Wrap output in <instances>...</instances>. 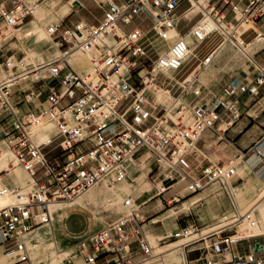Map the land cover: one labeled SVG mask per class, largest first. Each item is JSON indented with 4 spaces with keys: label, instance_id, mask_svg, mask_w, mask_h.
Wrapping results in <instances>:
<instances>
[{
    "label": "built area",
    "instance_id": "1",
    "mask_svg": "<svg viewBox=\"0 0 264 264\" xmlns=\"http://www.w3.org/2000/svg\"><path fill=\"white\" fill-rule=\"evenodd\" d=\"M92 1L102 10V17L96 23L61 29L60 22L48 27L51 36L61 34L58 47L65 48L59 60L48 64L47 76L32 82L33 85L41 83L42 89L11 102L7 82L0 84V161L2 149L6 147L34 184L24 200L17 188L0 186L1 196L12 193L17 197L16 203L9 202L0 208V246L4 253L12 255V263L49 264L50 261L42 260L23 241L31 229L50 222L49 203L73 200L98 182L111 184L130 179L132 160L142 152L148 153L152 170L161 176L162 185L156 196L171 188L167 185L170 179L183 182L189 193L217 181L232 211L231 218L240 217L236 188L230 182L235 167L230 162L226 166L209 162L196 175L190 159L195 154L192 147L206 133L222 139L241 117L254 119L250 108L258 101L264 105V63L256 60L254 54L245 56L248 71L237 81L223 84L208 102L197 104L183 97L202 94L201 86L193 81L189 91L178 87L174 91L170 87L167 105L152 104L147 96L151 88L155 84L168 86L172 81L163 70L173 71L177 78L178 71L187 62L184 56L188 45L183 36L193 29V24L185 33L177 27L184 20L183 13L192 6L191 0ZM181 1L187 6L177 14ZM221 5L228 7L230 19ZM71 6L77 13L86 9L79 0ZM203 10L187 22L205 13L220 29L208 32L203 27L194 29L198 44L219 35L218 45L228 39L235 48L244 49L245 44L258 38L264 48V30L257 29L264 18V0H206ZM35 19L32 0H0V41L7 44L18 40L21 30ZM171 31L176 35L170 41ZM247 31L254 33L250 41L243 38ZM26 38L33 35L28 34ZM75 45L87 55L91 72L79 73L65 58ZM215 48L190 71L200 64L212 63L210 56ZM10 58L4 62L7 69ZM20 74H14V78L21 77ZM160 75L164 78L161 84L157 82ZM41 96L45 105L40 111L31 106L21 109V103ZM46 121L53 122L55 131L48 141L38 143L31 127ZM143 121L148 122L146 127L141 126ZM218 123L227 126L220 129ZM259 125L262 133L247 151L259 157L264 171V117ZM7 171L1 168L0 174ZM175 196L176 193L171 195L169 201H176ZM136 202L137 199L126 196L122 206L131 209L129 213L124 212L101 229L78 237L71 246L73 251L64 257L61 251H56V258L66 264H77V260L96 264L100 257L105 258V264H148L154 253L143 233L140 206L134 208ZM244 216L249 219V213ZM189 227H179V231L166 238L182 237ZM228 229L224 226L208 236L210 242L203 246L200 264H264V234L244 238L256 240L246 252H241L234 245L244 239L233 241L232 234L222 235ZM201 239L205 240L201 236L183 243V249ZM184 264H198V261L187 260L184 254Z\"/></svg>",
    "mask_w": 264,
    "mask_h": 264
},
{
    "label": "rangeland",
    "instance_id": "2",
    "mask_svg": "<svg viewBox=\"0 0 264 264\" xmlns=\"http://www.w3.org/2000/svg\"><path fill=\"white\" fill-rule=\"evenodd\" d=\"M47 1H50V0H47ZM79 1L82 2L86 6V9H82L77 13L74 10L75 7H72L71 5H69L68 6L69 7L68 14L63 15V16H62L63 9L60 7L63 6L62 4H63V2H65V0L59 2L58 6L60 5L59 6L60 9L57 13H55L54 17H56V16L57 17L55 20H53L52 23L53 24H59L61 22V25H62L61 29H62V28H66V27H72V25H77V23L79 22L80 19H83L87 24H94L97 22V20L101 19L102 10L98 6H96V4H94V2L92 0H79ZM199 2L203 3L202 0H200ZM186 6H187V3L185 1H181L179 6L176 9V13L181 14ZM221 9H223V11L225 13H227V19H230L231 14L228 12V7L223 5L221 7ZM56 10H57V7H56ZM193 12H196V9ZM198 18L200 19V14H197L192 19L191 22H186L185 20H181L178 24V27H177L178 30L181 33H185L189 29V27L192 24H194V22ZM53 24H51V25H53ZM29 25L22 29V32L17 37L18 40L17 39L12 40V41L8 42L7 44H3L2 41H0V66L2 65L6 71H10V69H11V71H12L11 77H14V74H18V73L23 74L25 72L27 73V72L31 71L33 66H36L37 58L41 52H43L44 56H46V60L49 58V60H47V61H52V60H55L58 57H60L62 55L61 50H63L65 48L64 47V48L59 49V47H58L59 43H61V42H58V38H60V36H61L60 33H56L54 36H50L51 37L50 40L46 39V38L40 39L39 37H38L39 38L38 39L37 36H33V38L26 39V35H28L26 30L29 27ZM185 34H187V32ZM252 36H253V33L251 31H247L244 34L243 38L245 40H249ZM189 38H191V37H189ZM220 40H221V38L219 35H213L211 38L207 39L203 43L198 44L196 46V49H194V54L196 56H191V58L188 59L187 62L185 63L184 67L180 71H178L176 77L180 80L175 78V76L173 75L172 78L170 77L172 79V81L169 83L168 86H160V85L155 84L151 88L150 94L147 93L148 98L150 99L151 96L158 97V99L161 103H165L168 99H170L171 95L169 93V88L173 86L174 87L173 90L175 91L177 89V87L178 88L184 87V85L182 83H180L181 81H183L182 78L186 74L190 73L191 72L190 70L194 67V65L200 59H202L204 57V55H206V53H208L209 51L214 49L220 43ZM196 43H198V42H196ZM218 47H219V45H218ZM218 47H216L215 50ZM225 47L229 51L225 53V51H224L225 49H223V51L220 52L217 55V57H215L213 59L212 63L216 64V68L214 67L213 71L209 72L208 77L207 78L204 77V80H201L199 75H197V78L195 81H196L197 86H201L202 94L198 97H193L191 94L183 95V97L186 98V100L188 102L193 101V103L197 102V104H200L202 102H208L210 100V98L213 97L220 90V88L222 87L223 84H225L229 81H233L235 79V77L238 78V77L242 76L245 72L248 71L247 66H246V62H245L246 59L243 56L244 54L236 56L235 53L237 52V48H235L233 46V44L230 43V41L227 42ZM214 51H213V53H214ZM213 53L211 54L210 58L213 56ZM224 53H225L224 61H227V60L230 61L231 60L229 62L228 66H224V61L220 60L221 55ZM69 54H71V51ZM69 54L67 55L66 59L74 67V69L81 74L86 73L87 68H88V63H90L88 61L87 57L83 56L81 58L82 60L80 59V57H78L76 59L69 60V57H68ZM8 56H11L9 61L14 60L16 62V65H14L15 68H13L14 66H12V68L8 67L9 70L4 67L5 59ZM257 57L258 58L259 57L264 58V51L259 53V55H257ZM31 72H29V73H31ZM29 73H28V75L30 76L29 79H34V76H32ZM28 75H26V76H28ZM19 79H17V80H19ZM163 81H164L163 75L158 76L157 82L159 84H161ZM23 82L24 83L25 82L30 83V80H24ZM34 86H36V88L39 90L43 88V86H41V83L34 84ZM191 87L186 88V89H188V91H189L192 89ZM11 91L9 93H11ZM17 91H19V90H17ZM166 92H168V94H166ZM18 93H20V94L22 93V96L20 98H23V96H25V94L21 91H19ZM35 93H37L36 90H35ZM10 100H13V99H10ZM249 113L251 115L255 116V114H253L251 111H249ZM217 139H218L217 136H214L211 139L212 140V142H211L212 146L209 148L210 150H205L201 147L204 142L209 141V138L206 136H204L203 141H201L200 143L197 144V147L202 150V153L199 155L198 159H196V154L193 155V157L196 159V162H193L192 166H193V168H195L194 172L196 175H198V173L200 171V168H201L200 165L207 163L208 160L211 161L212 163L224 164V163H228V161L234 159L235 153L234 154L231 153L230 157L228 159H225L223 162L221 160H217V159H214L212 157V153L214 151L217 152V154L222 155V152H224L225 149H227L225 144H227L228 142L224 139V137L221 140H217ZM6 151L14 158V155L11 154L12 152H10L9 149H7L6 147L2 149V153L6 152ZM239 154H241V153H239ZM15 162H16L17 166L24 172L25 170L16 161V159H15ZM236 163L237 162H235L233 164L236 165ZM152 169H153V166H152V161L150 159L149 164L144 169H142V171H141V172H144V174H142L141 172H137L136 174L133 173V175H132L133 180L127 182V185L125 186V188L123 190L122 198L120 201H122L126 195H129V193L133 190L134 187L136 189L133 190L131 193L133 196L136 197V199H137L136 204H138V205L141 204L144 199H146L147 197H151L155 192H157L158 188L156 187V183L160 182L161 176H157L156 171L155 170L153 171ZM236 169L238 170V168H236ZM151 171H152V173H151ZM134 172H136L135 169H134ZM7 174L8 173L3 174L1 177H5ZM252 174H253V172H252ZM243 181L244 180L242 178L236 176V177H233V179L231 180V185L236 188V186L241 184ZM12 184L13 183L10 180H8L6 182V185H12ZM181 184H183V183H181ZM104 185H106V184L99 183L98 185L94 186L93 188H91L89 190L99 192L101 189H104ZM210 185H212L211 188L214 192L213 195L218 194L221 198L224 199L226 207H229L227 199L225 198L222 189H220L219 184L218 183H211ZM179 186L180 185H178L175 189H177ZM205 188H203V189H205ZM203 189L197 191V193L202 191ZM174 190L172 189L167 193L165 192L163 195L155 196L151 200H148L145 204L141 205L138 209L139 212L144 217V222L142 223L143 224V233H144V235H146L147 240H149L148 242H150L149 244H151L153 251H154L153 252L154 254L159 253L161 251H164V250L169 249V248L174 247V246H179L182 242H185V241L190 239V237L187 240L182 239V237L177 238V239H167V238L162 239L166 235H169L170 231H172L174 233L175 231H179V229H177L171 223H168L166 225V221L160 219L159 217H158L159 221L156 220L155 222L150 223L151 219L155 218L156 216H160L167 209L171 208L173 206V204L178 203V201L169 202V197L171 196L170 194L172 192L174 194ZM237 191H238L237 202H238L239 208L241 209L242 212L244 210L248 209L249 207H251L255 203L254 201L258 198V194H257L251 200L244 203L240 199V195H241L240 190H237ZM197 193L196 192L195 193H189L188 192V194H187L185 192L184 197L180 196L178 194H176V196H178V198L183 200V199H188L192 195L197 194ZM157 198H159L161 200V207L162 208H160L159 211L156 213H152L153 210L150 212H145L148 209H151V208L157 206V204H156ZM207 199L208 198H205L202 202H207ZM166 200H168V201H166ZM120 201H118L115 204V206L114 205H103L101 203L100 204L99 203L98 204H89L86 206L87 207L86 210H74L67 215L61 216V219L59 220V224H60V228H61L62 232H61V234L58 232L55 233V238H56L57 243H58L57 249H58V251H61L60 252L62 254L61 257H64L65 255H67L68 252L73 251V248L71 246L74 243L75 239H77L78 237L85 235L87 233H91L93 231L99 230L102 227L106 226L111 221L122 216L124 214V212H126V211L122 208V206H120V203H121ZM204 206L205 205H200L199 207H197L196 211L191 212L189 214H186L185 212L178 214L176 217V222L178 223L179 220L181 221V220L185 219L187 221V225L190 226L189 229L194 228L196 231H200L204 227L212 226L214 223H216L219 220L222 222V223H220L219 226H223V225L227 224L225 222H228L231 220V219H229V220L223 221V219H221V218H223V216H222L223 210L226 211L228 208L226 209L223 207V210L221 209L219 214H217L216 216L210 215V217H209L208 215H206L204 213ZM229 209H230V207H229ZM253 216L254 215H252V217ZM211 218H214V220H211ZM253 220H254V217H253ZM144 224H147V225H144ZM219 226H216L215 228H213V230H215ZM250 227H253V228H251L252 230L250 229L249 231H247V229ZM256 227H257V223L255 222L254 226H247L246 224H243V225L239 226L238 229H240L242 231V233L245 232L244 233L245 235H246V231L248 234L255 235V234H259L262 232L259 230H254V228H256ZM235 229H236V226H233V227L229 228L228 230H226L224 233H222V235L233 234L235 232ZM263 230H264V228H263ZM66 233H68L71 238H68ZM25 237L28 238L27 235H25L24 238ZM74 237H76V238L73 239ZM209 239H210V237L205 239V240H207L206 244H208L210 242ZM159 240H161V241H159ZM205 240H202V241H205ZM47 241H49V238L48 239L45 238V240L39 244L38 248L34 249L35 253L37 255H39L42 258V260H44V261H50V258L48 257V255H50L51 253H49V249L46 245ZM158 244L162 245L163 247H158L157 246ZM52 250H56V249L53 248ZM0 254H4L3 248H1V247H0ZM54 256L56 257L57 253H55ZM12 259L14 260V258H12ZM12 259L9 258V256H8V262L9 263L12 262ZM62 262H63V264H66L64 261L61 260V258H57V261L54 264H62ZM97 263L98 264H105V258L101 257L97 261ZM77 264H83V263L81 260H77ZM149 264H157V263H155V261L151 260L149 262Z\"/></svg>",
    "mask_w": 264,
    "mask_h": 264
},
{
    "label": "bare ground",
    "instance_id": "3",
    "mask_svg": "<svg viewBox=\"0 0 264 264\" xmlns=\"http://www.w3.org/2000/svg\"><path fill=\"white\" fill-rule=\"evenodd\" d=\"M32 1L35 3V16H36V19L32 23H30V25H29V27L27 28L26 31H27L28 34H31L33 36H37V38L38 37L40 39L41 38H46V39L50 40L51 39V37H50L51 34L49 32L48 27L51 24H53L52 23L53 20L56 19L57 16L54 17L55 13H57L59 11V9L62 8L63 9L62 16L63 15H67L68 12H69V10H68L69 7L68 6L71 5V3L74 2L75 0H65V2H63V4H62L63 6L60 7V8H59L60 5L58 6V4H59V2H61L63 0H50V1H47V0H43V1L42 0H32ZM199 1L200 0H198V1L197 0H192V7L194 9L198 10V11L201 10L202 12H204L203 5L206 4V0H202L203 3H200ZM56 7H57V10H56ZM77 25L79 27H82V26L86 25V23L82 19H80L79 22L77 23ZM198 27H201V28L203 27L205 32L211 31L213 29H220L219 25L214 20H212L210 17H208L204 13V16L200 17V19L193 25V29L190 30L189 32H187V34H184V36H183L185 42L188 45L187 52H186V54L184 56L185 60H188L190 58V56L194 54V49H196V46L198 45V43H196L198 41L193 36V30L198 28ZM21 32H22V30H21ZM81 32H82L83 35L85 34V31L83 29H81ZM175 35H176L175 31H171L170 32V35H169L170 41L174 38ZM65 37L67 39H69L68 36H65ZM189 37H191L195 42ZM108 39H109L108 37H105L106 41H108ZM227 40L228 39H226V41ZM161 46H162V48L164 50L165 49V45L163 44ZM70 51H71V54H69ZM70 51L68 52L69 60L76 59L78 57H80V59H81L83 56L87 57V55L84 53V51H82V49L78 45H75L74 47H72ZM237 51L239 52L238 53L239 55L240 54H244L245 55L248 52V46L245 45L244 49H237ZM67 55L65 56V58L67 57ZM61 56H63V54ZM60 57H58L55 60L48 61V62H46L44 64H41L42 60L39 58L38 61L36 62V65L37 64H41V65H39V66H37V68L31 70L32 72L29 71L31 73H29V72L26 73L25 72V73L21 74L20 75L21 78H24V76L28 75V73L31 74L32 76H34L33 81L35 79L39 78V77L47 76L48 64L51 63V62H55V61L59 60ZM87 59H88V57H87ZM8 63H9L8 67H10V68H12V66L16 65V62L14 60L13 61H9ZM91 71H92V66H91L90 63H88V68H87L86 73L91 72ZM163 71H164V73H167L168 76L172 77L173 71L167 70V69H164ZM11 72H12L11 69H10V71H6L3 68L2 65L0 66V74H1V76L3 78V80H4V82H2V83L7 82L8 86L14 85L13 83L18 79L17 77H15V78L11 77ZM193 75L194 74H190L186 78V83L188 81L192 80V76ZM184 80L185 79H183V81ZM182 89L185 90L186 88L182 87ZM166 94H168V92H166ZM7 96H8V93H7ZM8 98H9V96H8ZM169 100L170 99H168L165 103H161L159 101L158 97L151 96V98H150V101L152 102V104H155V105H158V104L167 105L169 103ZM41 108H37L36 111L37 112L40 111ZM140 124H141L142 127H146L148 125V122H144L143 121ZM220 124L221 123L217 124L218 128H219ZM225 126H227V125H225ZM31 131H32L34 140L36 142L40 143V142L48 141L49 138L51 137V135L54 133L55 129H54V124H53L52 121H46V122L38 124V125H33L31 127ZM11 154H13V153H11ZM250 155H255V154L250 153ZM14 158H15V156H14ZM14 158L7 151L2 153V159L0 161V169L1 168H6L8 170L7 171L8 174L5 177H1L3 174H0V186L2 188H5V187L17 188L23 194V198L22 199L24 200V199H26V196H27L26 194L28 192H30L34 188V184H33L32 177L26 171L23 172L17 166V164L15 162L16 158L15 159ZM149 161H150V159L148 158V153L147 152H142L136 158H134L132 160L131 172H130V176H129L130 179H126V180H124L122 182L111 183V184L107 183L106 181L98 182L95 185H93L90 188H88L86 191H84L78 197L74 198L73 200H70V201H55V202L49 203L48 207H49V211H50V215H51L50 222L47 223V224L40 225L41 227L38 226L39 228L35 227L37 229L33 228L35 230L31 229L32 231L30 230L29 232H27L25 234V235H27L28 238H26V237L24 238L25 235L23 236V241L26 242L25 244L27 246H29V247H31L33 249H36V248H38L39 244L45 240V238H47V239L49 238V241L46 242V245H47V247L49 249V253H51V254L48 255V257L50 258V264H54L57 261V258L54 256V254L56 253V251H58V249H57L58 248V243H57V240L55 238V233L58 232V233L61 234L60 224H59V220L61 219V216L67 215V214H69L70 212H72L74 210H86L87 209L86 206L89 205V204H98V203L100 204L101 203L103 205H114L115 206V204L118 201L121 200L122 193H123V190H124L125 186L127 185V182L133 180L132 179V175H133V173H135L134 172L135 167H138V169L140 171H142V169H144L149 164ZM230 163L235 167V174H236V165L233 164V161H230ZM228 164L229 163L224 164V165L226 166ZM142 174H143V172H142ZM167 178H169V176H167ZM8 180H10L13 184L12 185H6V182ZM176 182H181V181L176 180ZM99 183L106 184V185H104V189H101L99 192H95V191L89 190V189L93 188L94 186L98 185ZM211 183H218V182L217 181H213ZM211 183L206 184L203 188H205L207 185H209ZM156 185H157L158 193H159L160 187H161L162 184L161 183L160 184L157 183ZM135 189L136 188H133V190H135ZM131 192L129 193V195H126V196H131L134 199V197H133ZM165 192H167V191H165ZM259 194H260L259 199H258V201L255 202V208H258L259 217L253 216L254 220H255L254 221L253 217H252V214H251V211L248 210V211H245L243 214L240 215L239 218L236 219V221H244V222H246V224L248 226H254L255 222H256L257 223V227L254 228V230L259 229L260 226L261 227L264 226V198H263L264 197V188L261 189V193H259ZM175 199H176V201L179 200L176 197H175ZM123 200L120 201L121 202L120 206H122ZM9 202L10 203H16L17 202V197L14 194H12V193H7L5 196H1L0 195V208L2 206H4L6 203H9ZM169 202H171V201H169ZM139 206H141V205L140 204L138 205L136 203L134 204V208L135 209L136 208L138 209ZM122 208L127 213H129L131 211V209H125L123 206H122ZM245 213H249V219L246 216H244ZM139 215H140V218L144 220L143 215H141V214H139ZM155 221L156 220H153L152 222H155ZM172 233L173 232L170 231L169 235L172 234ZM193 233H194V228H191V229H189L187 231L186 235L182 236V238L190 236V239H194V238L198 237V234H193ZM167 236L168 235H166L162 239L166 238ZM232 240L233 241H237L238 239H232ZM179 246H174V247H171V248L166 249L164 251H161L159 253H155L153 255V257L151 258V260H153L155 262L158 261V260H162V261H166L167 260V263H169V264L180 263V261H182L181 259L183 258V255L181 254L182 250H181V247H179ZM53 248H55L56 250H52ZM4 256H6L7 259H8V256H9V258L12 259V255L10 253H8V254L4 253ZM12 261H13V259H12ZM4 262H5L4 260H0V264H3ZM62 264H63V262H62Z\"/></svg>",
    "mask_w": 264,
    "mask_h": 264
},
{
    "label": "crops",
    "instance_id": "4",
    "mask_svg": "<svg viewBox=\"0 0 264 264\" xmlns=\"http://www.w3.org/2000/svg\"><path fill=\"white\" fill-rule=\"evenodd\" d=\"M191 3H192V0H191ZM222 6L223 5H221L220 7H222ZM194 10L195 9L191 6L187 11H185L183 13L182 18L187 22L188 19H190L194 14H196L198 12V10H196V12H193ZM198 20H199V18L196 20V22ZM257 29L264 30V18H263V20L260 23H258ZM251 39H252V37L249 40H247V41H250ZM227 42L228 41L225 40V41L222 42V44L219 45V47L214 51L213 56L210 58V60H212L215 57H217V55L220 52H222L223 49H225L224 50L225 53L229 51L225 47ZM245 45L248 46V52L245 55H243L244 57L245 56H250V54H254V57H255L256 60H258L261 63H264V58L263 57H259V58L257 57V55H259V53L264 51V48H261V45L258 42V38L254 39V40H251L250 42H248ZM225 53L221 55L220 60L224 61ZM238 53L239 52L237 51L235 53V55L236 56L239 55ZM240 55H242V54H240ZM191 56H190V58H191ZM39 58L42 60L41 64H44V63L48 62L47 60H49L48 57H47L48 59L46 60V56H44L43 52L40 53V55L37 58V61H38ZM230 61L229 60L224 61V66H228ZM41 64H37L36 66H33V68L31 70L37 68V66L41 65ZM214 67L216 68V64H214V63H203V64H200L197 67L198 69L196 68L194 71H191L190 73H188L184 77L185 80L181 81L180 83H182L185 88H189V87L192 86V82L196 80L197 75H199L201 80H204V77L207 78L209 72H212ZM165 74L167 75V73H165ZM190 74H194L192 76V80L188 81L186 83V78ZM29 77H30L29 75L28 76H24V78L20 77V79L18 78L19 80H16L13 83L14 85H10L8 87L7 93L9 94L8 95L9 96V100L13 99V100H10L11 102L16 101L18 98H20L22 96V93L21 94L18 93L19 91L23 92L25 95L27 94V96L30 94V92H35V90H36V92L39 91V89H37L36 86H34L32 84L33 79H29ZM168 77H171V76H168ZM172 77H173V74H172ZM24 80H30V83H28V82L24 83L23 82ZM235 81H237L236 77L233 80V82H235ZM0 82L1 83L4 82L1 74H0ZM17 90H19V91H17ZM10 91H11V93H9ZM42 105H45V101H44V97L43 96L38 97L37 99H34V100L30 101L29 103L23 102V103L20 104V107H21L22 110H27L29 108V106H31L32 108L37 109V108H41ZM262 106L263 105L261 104V102H259V101L256 102L249 110L253 114H255V116H253L254 119H250L247 116H243L231 128H229V130L224 135V139L228 142L227 144H225L227 149H225V151L222 152V155L217 154V152H215V151L212 153V157L214 159L221 160L222 162L225 159H228L230 157L231 153L232 154L235 153L234 154V159L230 160V161H233V163L237 162L236 163V168H238V170L236 169V174L234 175V177L238 176V177H240V178H242L244 180L241 184L236 186V202H237V194H238L237 190H240V194H241L240 195V199L242 200V202L246 203L249 200H251L257 194H258V198L254 202L258 201L259 196H260L259 193H261V189L264 188V171H262V168L260 167V162L261 161H260L259 157H257L256 155H250V152L247 151V149L251 145V143L253 141H255L260 136V134L262 133V128L259 125L260 120L264 117V111H262V108H261ZM225 127L226 126L223 123H221L219 125L220 129H224ZM205 136L209 138V141L208 142H204L201 147L203 149H205V150H210L209 148L212 146V143H211L212 140L211 139L214 137V135L212 133L208 132V133H206ZM203 138L198 143L203 141ZM217 140H221V139H217ZM192 150L196 154V159H198L199 155L202 153V150L200 148H198L197 146H193ZM239 153H241V154H239ZM196 159L194 157H192L190 159L191 163L193 164V162H196ZM230 161H228V163ZM209 162H211V161L208 160L207 163H209ZM207 163H205V164H207ZM224 164H227V163H224ZM202 165H204V164H201L200 166H202ZM135 170H136L135 174L137 172H141L138 169V167H135ZM252 172H253V174H252ZM143 174H144V172H143ZM160 183L161 182H158V184H160ZM181 183H183V182H176V179H170L169 182H167V185L171 186V188L169 190H167V192H169L172 189L174 190L178 185H180L177 189L174 190V193L184 197L185 196L184 193L186 192L188 194V190H187L185 184L184 183L181 184ZM209 185H207L206 188L203 189L202 191H200L198 193L196 192L197 194L192 195L188 199H183L182 200V199L178 198V196H175L176 198L179 199V200H177L178 203L177 204H173V206L171 208L167 209L160 216H156L155 218L151 219L150 223H153L152 222L153 220H158L159 221V219H158V217H159L160 219L166 221V225L168 223H171L173 226H175L177 229H179V227H185L187 225V221L185 219H183L181 221L179 220V222L177 223L176 222V217H177L178 214L183 213V212H185L186 214H189L191 212L196 211L197 207H199L200 205H205L204 206V213L206 215H208L209 217H210V215H213V216L215 215L216 216L217 214H219L221 209L223 210V207L226 208V209L228 208L226 211L223 210V212H222L223 218H221V219H223V221H226V220H229V219H231V220L228 221V222H225L227 224H225L223 226H219L220 223H222L219 220L216 223H214L212 226L204 227L200 231H196L194 229V233L193 234H198V237H196V238H199V237L203 236L206 239L208 236L212 235L213 231H218L217 229H220V228H222L224 226H227L228 228H231L232 226H236L235 232L231 235L232 239L240 240V239H244V238H247V237H250V236H256V235L264 234V230H263L264 226L263 227L260 226L259 229H257L259 231H262L259 234H255V235L248 234L247 231L250 230L252 227L247 229L246 235L244 233H242V231L240 229H238V228H239V226H241L243 224H246V222H244V221H236L237 218L236 219H232L231 217L233 215H232L231 209H229V207H226L224 199L221 198L218 194L213 195L214 192H213V190L211 188L212 185H210V186ZM156 187H157V185H156ZM157 194H158V190L151 197H147L146 199H144L140 205L145 204L148 200H151ZM172 194H173V192L170 195H172ZM133 197H134V199L136 198L135 196H133ZM205 198H208L207 202H202ZM156 204H157V206H155V207H153L151 209H148L145 212H150L152 210H153L152 213L158 212L159 209L162 208L161 207V200L159 198H157ZM237 205H238V202H237ZM238 209H239V214L240 215L243 214L245 211L250 210L252 215L259 217V211H258V208H255V203L251 207H249L248 209L244 210L243 212L239 208V205H238ZM211 220H214V218H211ZM231 223H233V224H231ZM144 225H147V224H144ZM216 226H219V227H217L215 230H213V228H215ZM39 227H41V226H39ZM39 227H37V228H39ZM37 228H35V229H37ZM35 229H33V230H35ZM60 231L62 232L61 228H60ZM66 234H67L68 238H71L68 233H66ZM189 237H183L182 239H186L187 240ZM75 238L76 237H74L73 239H75ZM196 238H194V239H196ZM190 240H193V239H189L187 241H190ZM202 240L203 239L198 240V241L186 246L184 249H183V243H185L187 241L182 242L179 247H181V250H182L181 254L183 255V258L181 259L182 261H180V263H177V264H184V254H185V257H186L187 260H197L198 264H200L201 262H199V258L202 257V255L204 253L203 252V246L207 242V240H205V241H202ZM255 240H256L255 238L244 239V240L238 242L236 245H234V248H236V250H238V251L246 252L248 250V248L250 247V245L253 242H255ZM159 241H161V240H159ZM157 246L158 247H163L162 245H159V244ZM100 258H98L97 261ZM0 260H4L5 261L3 264H24V263H12V262L9 263L8 259L6 258V256H4V254H0ZM97 261H96V264H98ZM155 263H157V264H169V263H167V260L166 261L158 260Z\"/></svg>",
    "mask_w": 264,
    "mask_h": 264
}]
</instances>
